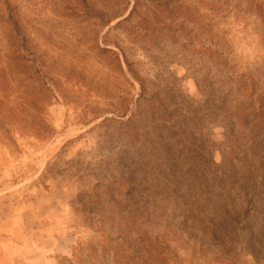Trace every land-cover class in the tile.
I'll use <instances>...</instances> for the list:
<instances>
[{"label": "rangeland", "instance_id": "obj_1", "mask_svg": "<svg viewBox=\"0 0 264 264\" xmlns=\"http://www.w3.org/2000/svg\"><path fill=\"white\" fill-rule=\"evenodd\" d=\"M0 264H264V0H0Z\"/></svg>", "mask_w": 264, "mask_h": 264}, {"label": "trees", "instance_id": "obj_2", "mask_svg": "<svg viewBox=\"0 0 264 264\" xmlns=\"http://www.w3.org/2000/svg\"><path fill=\"white\" fill-rule=\"evenodd\" d=\"M213 52H214L215 55L217 53V56H219V57L224 56L223 59H226V57H227V55L224 54V51L223 50H214Z\"/></svg>", "mask_w": 264, "mask_h": 264}]
</instances>
